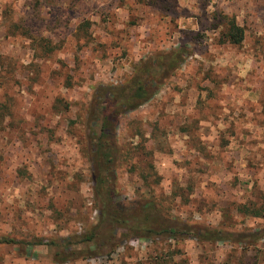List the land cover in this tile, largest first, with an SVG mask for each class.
Here are the masks:
<instances>
[{"label":"rangeland","instance_id":"rangeland-1","mask_svg":"<svg viewBox=\"0 0 264 264\" xmlns=\"http://www.w3.org/2000/svg\"><path fill=\"white\" fill-rule=\"evenodd\" d=\"M229 18L241 44L225 41ZM179 47L185 62L119 118L115 171L119 199L153 200L178 234L102 228L69 262L49 243L30 251L98 223L82 126L98 87ZM263 195L264 0H0V236L20 241L0 244V264H264V234L189 235L264 227L238 210Z\"/></svg>","mask_w":264,"mask_h":264},{"label":"trees","instance_id":"trees-1","mask_svg":"<svg viewBox=\"0 0 264 264\" xmlns=\"http://www.w3.org/2000/svg\"><path fill=\"white\" fill-rule=\"evenodd\" d=\"M224 37L228 43L241 44L244 40V29L236 23L234 18H229L226 22ZM186 55L183 47L158 52L136 66L132 75L120 85L98 87L91 102L92 105L88 108L87 117L82 120L85 131L83 151L92 164L91 180L99 211L98 223L85 236L78 234L59 240L39 239L29 242L27 247L30 251L34 245L49 243L57 249L55 257L57 261L69 262L79 258L81 254L75 247L94 244L102 228L107 229L109 237L111 232H115L118 240L129 235L146 238L175 237L178 234L177 225L173 222H165L166 217L153 200L144 199L138 205L123 203L119 199L115 185V171L120 152L117 142L119 118L148 102L158 92L160 85L185 62ZM238 210L246 215L262 217L264 195L257 206L254 203H244L238 206ZM192 226L189 235L207 241H223L232 236L238 243H253L262 239L264 234V227L244 233L222 229L204 231ZM19 242L13 238L0 236V244Z\"/></svg>","mask_w":264,"mask_h":264}]
</instances>
